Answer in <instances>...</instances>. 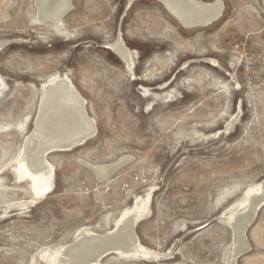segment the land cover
Instances as JSON below:
<instances>
[{
  "label": "rangeland",
  "instance_id": "1",
  "mask_svg": "<svg viewBox=\"0 0 264 264\" xmlns=\"http://www.w3.org/2000/svg\"><path fill=\"white\" fill-rule=\"evenodd\" d=\"M220 1L221 19L187 28L156 0H71L59 30L36 0H0V264H49L86 232H113L140 198L150 255L97 264H264V203L231 261L232 221L264 182V1ZM120 38L131 67L109 49ZM54 77L97 132L45 156L53 187L36 202L16 166ZM122 158L105 181L87 167Z\"/></svg>",
  "mask_w": 264,
  "mask_h": 264
},
{
  "label": "bare ground",
  "instance_id": "2",
  "mask_svg": "<svg viewBox=\"0 0 264 264\" xmlns=\"http://www.w3.org/2000/svg\"><path fill=\"white\" fill-rule=\"evenodd\" d=\"M156 1L164 4L187 28L209 26L207 25L209 21L217 19L215 21L217 22L224 13V4L220 0L213 3L199 0ZM36 4L39 18L53 23L59 30L64 26L63 18L72 10L71 0H36ZM1 46L0 44V49ZM109 49L116 53L127 66L133 65L135 60L132 51L126 47L121 38L109 45ZM85 107V99L69 78L54 77L44 84L36 126L27 139L19 164L16 166L17 177L31 183L36 202L46 197L53 187V169L45 156L57 150L69 151L95 136L96 123L88 116ZM233 124L231 123L230 126ZM51 150L53 151L50 152ZM129 161L128 158H122L110 165H87V167L95 171L99 180L105 181L114 168ZM247 195L248 200L241 206V215L236 221H232L236 246L231 261H234L243 251L248 250L245 236L241 232L242 225L254 218L256 208L264 202V182L257 188L250 189ZM148 208L146 199H138L134 208L124 213L113 232L103 236L86 232L79 241L63 251H58L49 260V264H97L111 253L147 257L150 252L138 240L135 225Z\"/></svg>",
  "mask_w": 264,
  "mask_h": 264
},
{
  "label": "water",
  "instance_id": "3",
  "mask_svg": "<svg viewBox=\"0 0 264 264\" xmlns=\"http://www.w3.org/2000/svg\"><path fill=\"white\" fill-rule=\"evenodd\" d=\"M36 6H37V4H36ZM40 20H42V19H40ZM217 19H215V20H213L212 22L211 21H209V23L207 24V25H211L212 23H214L215 21H216ZM42 21H46V20H42ZM53 150H51L50 152H52ZM50 152H48V153H50ZM124 164L125 163H123V164H121V165H119L118 167H116V168H114V170H112V173L110 174V176H108V177H111L112 175H114L122 166H124ZM89 169L96 175V173H95V171L92 169V168H90L89 167ZM97 176V175H96ZM264 203V202H263ZM262 206V204L259 206V207H257L256 208V211H255V214H254V218H252V220H249L247 223H245V224H243L242 225V230H241V232H243L242 234L245 236V234H246V231L248 230V228L250 227V225L254 222V219H255V217H256V213H257V211L259 210V208ZM137 224V223H136ZM135 227H136V225H135ZM234 229V228H233ZM247 251V250H246ZM245 251V252H246ZM244 251L241 253V254H244L245 253ZM240 254V255H241Z\"/></svg>",
  "mask_w": 264,
  "mask_h": 264
}]
</instances>
